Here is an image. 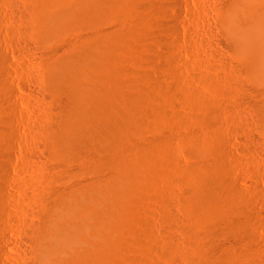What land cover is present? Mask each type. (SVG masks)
<instances>
[{"label":"rangeland","instance_id":"1","mask_svg":"<svg viewBox=\"0 0 264 264\" xmlns=\"http://www.w3.org/2000/svg\"><path fill=\"white\" fill-rule=\"evenodd\" d=\"M55 1L71 22L36 44L31 23L39 8L0 0V264H35L27 236L43 222V192L89 183L99 191L100 239L67 264H264V74L254 67L250 76L219 22L217 6L229 0ZM101 33L123 40L115 54L105 47L101 61L120 105L122 154L105 164L60 166L65 135L60 130L56 152L40 136L44 124L58 125L50 79L81 42ZM220 157L214 188L221 204L196 214L203 169Z\"/></svg>","mask_w":264,"mask_h":264},{"label":"bare ground","instance_id":"2","mask_svg":"<svg viewBox=\"0 0 264 264\" xmlns=\"http://www.w3.org/2000/svg\"><path fill=\"white\" fill-rule=\"evenodd\" d=\"M24 1L26 2L27 6H31V4H33L37 8H39L38 15L36 14L35 20L31 23L32 24V27H31L32 28V35L36 39V41L34 39L33 40L36 42V44H37V41L42 44L48 38H52L53 34L58 30L60 25L69 24L71 22V19H70L71 16L69 17L64 12L66 10V8L63 11L62 8L58 5V3H56L55 0H24ZM181 1H183V4H185L184 2L186 0L185 1L181 0ZM27 2L30 5H28ZM72 2H70V3L72 4ZM75 3H79V0H76ZM15 4H17V3H15ZM18 4H20V3H18ZM33 5H32V7H33ZM72 5H70V6H72ZM145 7H146V5H145ZM217 7H218L217 8L218 9V15L217 16L220 17L219 22L221 21L222 25L227 30V32H228V34H229V36L233 42L232 46H233L234 50L237 52H240L241 54L244 53L245 66H246L247 71L249 72L250 76H254V74H255L254 73V67H256L258 69V72L260 71L264 74V0H229L227 2H224V1L220 2ZM23 8L25 9V7H23ZM26 9H27V7H26ZM28 9L32 10V9H30V7ZM160 9H162V7ZM23 10H22V12H23ZM139 12H141V11H139ZM27 13L28 12L26 10H24V12L22 14V15H24L23 17H28ZM162 15H161V17H162ZM158 19H160V18H158ZM30 20H32L31 17H30ZM156 21H158V20H156ZM21 24H23V23H21ZM24 24H25V22H24ZM257 24H259V25H257ZM161 25H162V23H161ZM22 27H23V25H22ZM123 32H124V30H123ZM171 32L174 35V29L173 28H171ZM105 33H101V34H105ZM94 37H96V36L94 35ZM142 38H143V36H142ZM76 40L77 39H75V41ZM153 40H155V39H153ZM75 41H74V43H75ZM122 41L123 40L120 39L119 36L118 37L117 36L116 37L115 36L110 37V35L105 34L102 36H98V38H95L92 41L89 40V41H86L83 43L81 42L78 45L75 53L69 58L68 62L65 63L63 65V67L60 64L59 65L61 67L55 66V68L57 70H56L55 74H53L51 79H50L49 88H50V91H51L52 96L54 98L53 108L56 109V111H57V114L55 113L57 120L55 118L54 119L56 121H58V125H57V122L54 125V122H51V120L49 121L51 123H47V125L44 124L46 127L42 123L41 126H44V127H43V131L41 130L43 133L40 131L41 132L40 136L42 137V141L44 139V141H43L44 144L48 145L49 147H51L50 149H52V151L56 152V149H58V147H59V144H58L59 142H57L56 137L60 133V130H61V133H63L65 135L64 139H65L66 145L63 147V150L61 152L62 155L60 157V161L57 160V162L60 163V166H61V164H63V166H64L66 163H67V165L69 163L71 165L72 161L75 163V165H76V162H78L80 164H85V165L87 164L89 166H90V164L92 166V164H95V163H98V165H99V163L105 164L107 162L110 163L114 160H117L118 158H120V156L122 154V147L120 146L121 150L118 149V147H117L119 140L122 138V137H120L121 136V117H120L121 115H120V108H119L120 105L117 104L118 98L116 97V95L115 94L112 95L108 90L107 82H106L107 79L109 78L108 73L104 69L103 65H101V61H102V57H103V49L105 47L107 50L113 49L114 50V51L112 50L113 54H115V49L121 48L120 43H122ZM74 45L75 44H73V46ZM152 45H153V43H152ZM38 46H39V43H38ZM41 46L43 48V45H41ZM144 47H146V46H144ZM52 49H54V48H52ZM139 49H141V48L139 47ZM54 51H55V49H54ZM147 51H148V49H147ZM134 52H136V51H134ZM52 54H53V52H52ZM134 55H136V54H134ZM49 56H51V54H49ZM53 56H54V54H53ZM68 56H70V55H68ZM145 57L148 58V56H145ZM236 62L239 63L238 61H236ZM242 65H241V68L238 69V71L243 74V72H245L246 70L243 72L241 71V70L245 69L244 67H242ZM131 72H133V71H131ZM139 72H141V71H139ZM144 72H146V71H144ZM142 78H144V77H142ZM237 81H239L238 77H237ZM70 82H72L73 85H71ZM131 82H132V80H131ZM44 83H45V81H44ZM150 86H152V83ZM2 87H0V88H2ZM128 89H129V87H128ZM262 89L263 88H261V90ZM129 93L130 94L127 96L129 98H134L135 93L131 92V90ZM146 94H147V92H146ZM209 102H210V100H209ZM259 102H261V101H259ZM199 106L200 105H198V107ZM43 108H45V107H43ZM202 108H204V107H202ZM136 110L137 109H135V111ZM154 110H156V109L154 108ZM158 110H159V108H158ZM259 110L260 111H259V115H258V117H259L258 126H259V129L264 133V104L262 107H260ZM252 114H254V113H252ZM43 118H45V117H43ZM48 119H50V118H48ZM54 119L52 118V120H54ZM46 122H48L47 119L45 120V123ZM138 122H139V120H138ZM255 122H256V120H255ZM255 122H253V123H255ZM132 137H133V135H132ZM39 139H41V138H39ZM121 140L124 141V139H121ZM154 142H156V141H154ZM143 146H144V144H143ZM170 147H171V145H170ZM221 158L222 157H220L218 159L215 158L216 159L215 161H213L212 163H209L206 167H204V169L202 168L204 170L202 173H205V175H204L205 177H203V178H206V181L201 185L199 184L200 182L198 183L199 187H198L197 192H196L197 203L195 204V209H194L197 211L196 214H203L204 215L206 212L209 213V211L213 210L214 206L219 202L218 192L215 190L214 186H215V182H217V180H218V179L216 180V178H217V175L219 174L218 173L219 167L222 163ZM204 163L205 162H203V164ZM96 166H97V164H96ZM55 167H58V166L56 165ZM220 168L222 169V167H220ZM75 169H76V167H75ZM86 169H88V168H86ZM70 170H71V168L69 169V171ZM64 171H65V169H64ZM192 171H194V170H192ZM96 172H98V171H96ZM195 172H196V170L194 171V174H195ZM197 172L201 173L200 170L199 171L197 170ZM62 173H64V172H62ZM65 173H66V171H65ZM53 175H54V173H53ZM59 175H60V172H59ZM189 175H192V174H189ZM197 176H199V175H197ZM108 178H109V176H108ZM93 182L94 181H92V183ZM220 183H221V181H220ZM189 184H190V182H189ZM50 186H51V184H50ZM68 187H70V186H68ZM53 189H54V187H53ZM63 189H64V187H63ZM45 190H48V189H45ZM193 193L195 194V192H193ZM36 194H38V193H36ZM1 195H3V194H1ZM36 198H38V197H35L33 199H36ZM40 199H38L37 202L41 203V209H40L41 213L39 215H41V217L43 218L42 219L43 222L40 223L39 227L33 226V229L31 227L32 230L31 229L30 230H31L32 234H30L29 237L27 236V242L31 244V245L29 244V246H31L33 248V252L36 254V257H37L35 259V262L32 261V263H35V264H65L66 263L67 264L69 262V259H71L75 254H79L81 251H84L83 250L84 245L88 244L93 239H100V235H101L100 224H101V215L102 214L99 213V211L97 210L99 191L95 185H90V183H89V185L88 184L87 185L83 184L81 186L78 185L77 187H75V188L73 187V189H70L67 191H64V190L58 191L57 190V191H51L48 193L43 192ZM170 200H172V199H170ZM35 203H36V201H35ZM38 207H37V209H38ZM190 207H192V205H190ZM190 211H191V209H190ZM216 211H214V212H216ZM213 213H212V215H213ZM40 222H41V220H40ZM141 236L142 235H140V237ZM141 242L142 241H140V243ZM126 247H127V245H126ZM144 250H148V249H144ZM0 251L3 252V249L1 250V248H0ZM86 251L87 250H85V252ZM145 257H146V255H145ZM110 258H111V256H110ZM143 259H144V257H143ZM92 260L90 258L88 261L91 264H93ZM135 260H138V259H135ZM139 262H140V260H139ZM140 263H142V262H140ZM143 263H145V262H143ZM133 264H134V262H133Z\"/></svg>","mask_w":264,"mask_h":264}]
</instances>
